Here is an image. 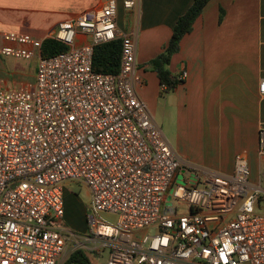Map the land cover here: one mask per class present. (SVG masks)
<instances>
[{
    "label": "built area",
    "instance_id": "1",
    "mask_svg": "<svg viewBox=\"0 0 264 264\" xmlns=\"http://www.w3.org/2000/svg\"><path fill=\"white\" fill-rule=\"evenodd\" d=\"M120 7L136 12L139 0H102L61 21L52 37L68 49L50 57L43 40L0 32V55L38 58L33 88L0 84V264H64L69 181L88 187L95 211L117 216L89 220L81 243L108 252L95 264H264V189L251 183L245 154L230 175L183 167L138 95L139 28L120 27ZM117 40L119 71H96V48Z\"/></svg>",
    "mask_w": 264,
    "mask_h": 264
},
{
    "label": "crops",
    "instance_id": "2",
    "mask_svg": "<svg viewBox=\"0 0 264 264\" xmlns=\"http://www.w3.org/2000/svg\"><path fill=\"white\" fill-rule=\"evenodd\" d=\"M101 2L0 0V32L28 33L44 40L52 37L63 21L60 16L70 19ZM193 2L139 0L136 12L120 7V27L130 32L132 27H126L129 19L132 26L138 25V43L142 36L137 60L144 84L138 87V95L162 131L165 127L170 130L172 139L163 133L192 177L205 170L230 175L236 155L244 153L251 183L264 189V96L260 93L264 81V0H210L168 65L175 76L188 71V77L172 90L162 91L157 72L146 70V62L164 50L178 18ZM37 13L54 14L56 20L39 30L25 27ZM8 57L0 55V84L33 88L38 58H33L37 62L32 67ZM257 211L264 214V196Z\"/></svg>",
    "mask_w": 264,
    "mask_h": 264
},
{
    "label": "trees",
    "instance_id": "3",
    "mask_svg": "<svg viewBox=\"0 0 264 264\" xmlns=\"http://www.w3.org/2000/svg\"><path fill=\"white\" fill-rule=\"evenodd\" d=\"M210 0H194L189 9L181 15L173 27L172 36L159 55L150 60V65L157 72L160 83L168 85V90H172L179 82L177 77L168 69L172 56L179 51L180 43L184 35L190 33L196 19L202 14L204 8ZM68 47L54 37H46L42 42V57H50L67 50ZM121 41L99 45L94 54V69L104 73H117L120 69ZM166 91V92H167ZM66 264H95L92 258L83 249L74 251Z\"/></svg>",
    "mask_w": 264,
    "mask_h": 264
},
{
    "label": "rangeland",
    "instance_id": "4",
    "mask_svg": "<svg viewBox=\"0 0 264 264\" xmlns=\"http://www.w3.org/2000/svg\"><path fill=\"white\" fill-rule=\"evenodd\" d=\"M41 14V15H39ZM35 17L31 16V22L26 24L25 27H28L29 29L33 30H39L52 21L56 20V15L54 14H49V13H37L36 15H33ZM59 16V15H57ZM42 17V18H41ZM64 19H68V16H60ZM128 20V21H127ZM126 20V27L130 28L132 27L131 22L129 19ZM33 22H36L33 24ZM139 40V52L140 54L141 51V44H142V36H140ZM138 43V44H139ZM162 53V52H160ZM159 53V54H160ZM158 54V55H159ZM155 56L154 58H156ZM9 60H13L15 62H19L21 64H26L30 63L31 66L33 67L35 62H37V59L33 60H26V59H21V58H16V57H8ZM153 59V58H152ZM151 59V60H152ZM150 61V60H149ZM146 62V70L147 71H154L152 66L150 65V62ZM163 131L170 136L171 132L170 130L165 127ZM171 138V136H170ZM172 139V138H171ZM192 171V170H191ZM183 174L179 176L177 183L183 184L184 179H183ZM168 200L171 201L172 197L171 194L168 196ZM64 201H65V217L63 219V227L68 231L67 234H69L71 241L69 243V246L71 248V251L69 253L68 258L70 255L76 251L77 249H83L87 252L90 258H92L93 263H96L98 261L101 262H106L108 258V252L104 254L103 257H97L92 251L86 248L88 244L86 243H81V239L85 234H87L88 229H89V220L91 217H95L99 219L100 221H104L108 224L114 225L117 216L111 215L108 213H101L98 211H95L92 207L91 204V194L88 189V187L81 182H76V181H69L65 184L64 188ZM67 258V260H68ZM67 260L64 262V264L67 263Z\"/></svg>",
    "mask_w": 264,
    "mask_h": 264
}]
</instances>
